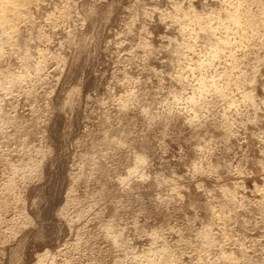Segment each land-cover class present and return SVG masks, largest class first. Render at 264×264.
<instances>
[{
    "label": "rangeland",
    "instance_id": "1",
    "mask_svg": "<svg viewBox=\"0 0 264 264\" xmlns=\"http://www.w3.org/2000/svg\"><path fill=\"white\" fill-rule=\"evenodd\" d=\"M25 3L0 264H264V0Z\"/></svg>",
    "mask_w": 264,
    "mask_h": 264
},
{
    "label": "bare ground",
    "instance_id": "2",
    "mask_svg": "<svg viewBox=\"0 0 264 264\" xmlns=\"http://www.w3.org/2000/svg\"><path fill=\"white\" fill-rule=\"evenodd\" d=\"M25 2L26 0H0V19L7 17V12L13 16L18 15L20 7L25 5Z\"/></svg>",
    "mask_w": 264,
    "mask_h": 264
}]
</instances>
